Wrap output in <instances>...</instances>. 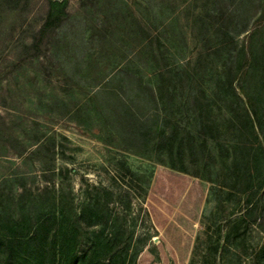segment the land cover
<instances>
[{"label":"rangeland","instance_id":"374dc122","mask_svg":"<svg viewBox=\"0 0 264 264\" xmlns=\"http://www.w3.org/2000/svg\"><path fill=\"white\" fill-rule=\"evenodd\" d=\"M46 1L0 0V264L36 262L43 233L85 263L264 264L260 154L229 125L244 91L264 112V0H66L29 56ZM173 122L193 131L187 171L159 136Z\"/></svg>","mask_w":264,"mask_h":264},{"label":"trees","instance_id":"16d2710c","mask_svg":"<svg viewBox=\"0 0 264 264\" xmlns=\"http://www.w3.org/2000/svg\"><path fill=\"white\" fill-rule=\"evenodd\" d=\"M47 8H46V14L45 17L42 21V23L39 25L37 30L35 31L33 37H32V42L30 45V52L29 56H37L39 55L46 42L50 38V36L54 33V31L63 23L64 19L67 17L68 12H67V1L66 0H47ZM231 37V36H230ZM231 39H234L231 37ZM150 43L153 42V38L150 35ZM242 52H244V47L240 49ZM255 61V56L253 54L247 55V58L245 61L240 62L238 65V71L236 74V82H239L241 72L243 73V70H246L249 66H252ZM240 68V69H239ZM165 68L164 66H160L158 68V80L156 84H149L147 86V91L149 95L152 97L153 100H156L157 98V93L164 88V83H165V78L167 77L164 72ZM169 80L172 79L171 77L168 78ZM231 81V87L233 85V91H235L236 94V85L232 83ZM240 85V84H238ZM197 93L195 94L194 92H191L187 95L189 99H194L198 100L196 98ZM239 101L241 103V109L242 111L240 112L242 114V119L239 120L238 116L236 117L235 115H230L229 116V125L230 127H233V131L235 133H242L243 129H249L250 134L252 139H250V142L252 145L255 146L256 150L259 152V156H256V159L259 160L261 158V161H259V167L258 170L256 168V174L255 178L257 179V184H256V191H260L264 185V173H263V160H264V126L262 123V117L264 116V112L259 115L257 108L254 104V101L252 98L249 96L247 92L244 91L242 95H238ZM188 99V100H189ZM245 99V100H243ZM203 108L200 109L199 114L202 115ZM131 110V109H129ZM131 122L132 124L138 120L135 113L131 111ZM241 124H240V123ZM203 125H206V127L211 131V137H215L212 131L220 132V129L215 122H210L208 121V118H205L204 121H202ZM130 124V123H129ZM173 126L171 128H160L159 129V136L161 139H166L169 142L170 145V156L169 158V166L180 170V171H187L188 168V163L187 160L184 158V153L182 152L184 150V144H187V147L189 151L192 149V146L194 145L193 143V131L189 126H183L179 124L178 122H173ZM179 136V144H178V149H179V158L175 159V156L172 154V146H173V141L175 137ZM207 138H204L203 142L206 143ZM233 145H236V147H244L247 148V144L245 142H241L240 140H235ZM192 152V150L190 151ZM257 153V152H256ZM255 153V154H256ZM210 155L212 153L210 152ZM249 189V188H247ZM246 189V190H247ZM256 192L251 193V195L255 194ZM249 200H247L248 202ZM257 208V204L254 205V209ZM250 211L252 209H248L247 213L245 214V218L243 219L244 222H248V218L250 216ZM49 215V216H47ZM248 215V216H247ZM58 215L55 213V210H52V212H48L46 214V217L40 218L37 220V228L42 229L45 224L48 222L49 219L51 218H56ZM57 219V218H56ZM256 218L253 217V220ZM47 234H42L43 237V252L38 257V260L35 261H30V262H22V264H95L92 260V257L89 262H84L81 260H78L77 256L73 255L72 257L68 256L66 252V245L64 243H59L58 245H55L54 243V238L49 237L47 238ZM49 239V240H48ZM12 255H5L4 256V261L5 264H10L11 261H14ZM25 256H22L21 258H16L17 261H21L25 259ZM24 261V260H23ZM26 261L28 259L26 258Z\"/></svg>","mask_w":264,"mask_h":264}]
</instances>
